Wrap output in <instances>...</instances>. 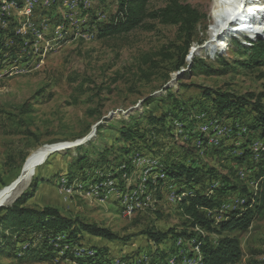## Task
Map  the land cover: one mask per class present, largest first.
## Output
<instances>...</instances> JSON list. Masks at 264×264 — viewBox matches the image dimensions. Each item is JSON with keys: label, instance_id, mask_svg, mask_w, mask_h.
<instances>
[{"label": "rangeland", "instance_id": "1", "mask_svg": "<svg viewBox=\"0 0 264 264\" xmlns=\"http://www.w3.org/2000/svg\"><path fill=\"white\" fill-rule=\"evenodd\" d=\"M177 1L203 15L192 33L190 60L188 53L183 57L187 41L178 25L149 16L128 32L102 34L118 11V0H0V190L20 174L32 153H39L16 196L34 179L37 189L29 206L55 207L71 220L105 227L116 236L109 241L75 226L73 241L60 246L65 234L49 241L55 251L46 258L40 235L31 239L34 234L21 233L17 252L9 248L1 253L0 264H124L133 257L136 264H159L155 259L161 252L167 264H187L194 258L193 241L207 235L213 242L224 235L237 238V264H264V209L247 229L207 234L190 228L181 204L196 193L217 196L222 176L226 184L245 186L247 195L238 190L239 196L220 194L217 204L206 209L213 210L208 216L214 218L230 197L222 219L230 210H243L246 201L255 210L260 188L255 173L264 140L248 132L233 113L209 116L210 101L201 89L264 92V65L240 64L247 59L243 47L264 40V33L252 41L241 28L212 37V0ZM166 3L150 0L145 8L156 11ZM242 25L233 21L226 26ZM195 59L210 69H228L210 74L188 67ZM162 113L168 115L150 122L151 115ZM125 127L135 130L128 141L121 140ZM93 130V137L80 144ZM190 162L214 168L218 179L192 187L169 174V167ZM12 201L4 200L2 207ZM168 229L192 234L156 243L145 233ZM3 232L9 236L12 228ZM179 238L183 243L177 246ZM28 246L37 254L23 255Z\"/></svg>", "mask_w": 264, "mask_h": 264}, {"label": "trees", "instance_id": "2", "mask_svg": "<svg viewBox=\"0 0 264 264\" xmlns=\"http://www.w3.org/2000/svg\"><path fill=\"white\" fill-rule=\"evenodd\" d=\"M150 0H118V11L113 16V21L110 24L105 25L103 30L104 35H114L119 33L128 32L129 30L138 26L142 20L149 16L154 19H158L162 23L178 25L179 31L185 35L187 46L183 53V57L188 53L190 46L192 33L203 18L196 9L192 8L189 4H180L177 0H165L167 1L165 7L156 11H146V4ZM244 53L247 55L245 62L240 63L244 66H263L264 65V40L258 39L251 47H243ZM195 65L190 67L204 68L206 73L224 74L228 69V65L223 69H210L205 66L203 61L192 60ZM182 65H185L182 62ZM205 66V67H203ZM202 96L210 101L209 116L221 117L226 113H233L238 121L246 126L248 132L258 134V137L264 140V92L258 94L247 93L244 95H236L232 92L213 90L207 87H203ZM208 108L204 110L207 111ZM168 113H162L159 117L150 116V122L163 120ZM227 115V114H226ZM237 120V119H236ZM234 124H238L235 122ZM237 128L240 127L237 125ZM244 129V130H243ZM245 131V128H241ZM135 131V130H134ZM129 127L121 129V140L130 139L135 132ZM137 134V133H136ZM140 136V135H138ZM124 153L128 152L124 147H121ZM261 157L257 163V171L255 176L260 185L259 196L255 205V210L248 208L247 202L243 204L242 209H234L224 215V218L215 221L214 218L206 215V209H212L218 202L220 194H224L226 191L234 193V195H247V189L245 186L239 188L238 185L226 184L228 182L222 180L218 188L219 194L217 196H206L202 194H194L186 199L185 197L181 202L184 214L190 217V228H201L205 233H221L226 230H244L247 229L252 221V218L260 210L264 209V151L261 153ZM185 158V157H184ZM238 158V157H237ZM239 159H243L239 157ZM168 172L171 176L180 177V181L188 183L191 182V186L204 181V179H210L215 174V169L209 167L207 169L201 166H194L193 163H177L168 168ZM218 179V175H217ZM37 189V181L32 180L29 189L21 192L10 205L0 207V254L6 252L9 248L13 251V254L17 252L15 244L17 238L21 233L34 234L31 239L36 238V235H40L41 241L38 243L44 250L42 256L48 258L54 254L55 248H53L50 240H54L57 236L65 234L64 240L59 242L62 246L64 243L73 241L77 236L78 227L81 231L94 237H104L109 241L116 239V236L105 227H100L95 224L79 222L71 220L65 217L60 211L52 206H45L43 208H34L28 205V201L34 196ZM180 189V191H182ZM239 193L235 194V191ZM188 201V204L185 203ZM226 217V218H225ZM12 228V233L7 236L3 229ZM17 232V233H15ZM150 239L156 243H162L165 241V237L169 236L171 239L182 237L186 238L192 234V231L176 232L174 229H168L166 232L160 231H145ZM195 234V233H194ZM13 235L15 237L13 238ZM63 236V235H62ZM11 238L13 239L12 241ZM200 238V252L203 257L204 264H237L240 256V246L237 238L224 235L217 241L207 236H199ZM10 241V242H9ZM22 254L35 255L36 249L28 246ZM66 256V254L64 255ZM70 256V255H69ZM71 257V256H70ZM159 264H167L164 258L166 257L164 252L157 255ZM81 264V261L78 262ZM171 264V262H170Z\"/></svg>", "mask_w": 264, "mask_h": 264}, {"label": "bare ground", "instance_id": "3", "mask_svg": "<svg viewBox=\"0 0 264 264\" xmlns=\"http://www.w3.org/2000/svg\"><path fill=\"white\" fill-rule=\"evenodd\" d=\"M209 15L211 18V22L208 28L212 37H216L221 35L222 33H225V30H237L239 28H241L242 31L249 33V36H245L244 38H252L255 35L261 36L264 33V19L259 20V17L261 15L264 17V0H212ZM219 20L222 21V23L220 22L221 25L218 24ZM233 21L234 23L236 22V24L238 23V21L243 22V25L240 27H234L232 29L226 26L227 23H231ZM225 37H228V35ZM234 38H236V36H234ZM221 39L220 42L218 41V47L223 43ZM43 152L44 151H42L41 153ZM38 156L39 153H32L26 159V162L23 167V172L21 173L17 183L18 185H16L12 189H6L0 193L1 204H3L4 200L9 199L10 202L11 200L15 199L14 196H16L20 182L28 176V173H30L31 168L33 167V165H35ZM125 211L128 210H124V212ZM182 243L183 240L181 238L176 241L177 246H180ZM193 247L194 258H188V263L204 264L203 257L200 252V242L197 239L193 241ZM191 260L193 261L191 262Z\"/></svg>", "mask_w": 264, "mask_h": 264}, {"label": "built area", "instance_id": "4", "mask_svg": "<svg viewBox=\"0 0 264 264\" xmlns=\"http://www.w3.org/2000/svg\"><path fill=\"white\" fill-rule=\"evenodd\" d=\"M35 8H37V7H35V2H34V4L31 5V11L28 13V15L30 16V19L34 17ZM5 10L7 11V9H4L3 11H5ZM1 15H2V13H1ZM76 16H77V14L74 17H76ZM0 19H2V18H0ZM1 24L2 25H5L6 24V21H2ZM203 121L209 122L207 120H203ZM209 124L211 125V121L209 122ZM206 126H208V125H206ZM186 135H188V134H186ZM213 185H217V183L216 184H213ZM171 189H172V187L170 188V190ZM230 199H231V197H230ZM230 199L228 201L229 204L226 203V204H222L221 205L220 210H219V213L216 214V215H213L214 218H216L217 220L222 219V209H230ZM123 210H124V208H123ZM212 213H213V210H206V215H210V214L212 215ZM71 244H74V243H71ZM83 250H87V247H86V249H83ZM113 258H114V256L113 255H110V259H113ZM124 264H136V257L130 258L128 261L124 262Z\"/></svg>", "mask_w": 264, "mask_h": 264}, {"label": "water", "instance_id": "5", "mask_svg": "<svg viewBox=\"0 0 264 264\" xmlns=\"http://www.w3.org/2000/svg\"><path fill=\"white\" fill-rule=\"evenodd\" d=\"M259 20H261V19H259ZM193 55H194V53H193L192 51H189V53H188L186 59L190 60V59L193 57ZM188 67H190V65H188ZM94 132H95V130H93L92 134H90V135L87 137V139L84 140V141H82L80 144H82L83 142L87 141L89 138L93 137ZM78 144H79V143H78ZM76 145H77V143H76ZM24 164H25V161H24V163H23V165H22V167H21L20 174H21V172H22V170H23ZM20 174H19V175H18V176L12 181V182H10L6 187H4L3 189H1V190H0V193L3 192V191L6 190V189H12V188H14V187L17 185V183H18V180H19V176H20ZM17 196H19V195H17ZM17 196H16V197H17ZM16 197H15V198H16ZM2 206H4V205L0 203V207H2Z\"/></svg>", "mask_w": 264, "mask_h": 264}, {"label": "clouds", "instance_id": "6", "mask_svg": "<svg viewBox=\"0 0 264 264\" xmlns=\"http://www.w3.org/2000/svg\"><path fill=\"white\" fill-rule=\"evenodd\" d=\"M259 19L263 20L264 17L261 15V16L259 17ZM236 39H239V38L236 37ZM249 39H253V37H252V38L249 37ZM254 40H256V39H254ZM243 45H244V44H243Z\"/></svg>", "mask_w": 264, "mask_h": 264}]
</instances>
